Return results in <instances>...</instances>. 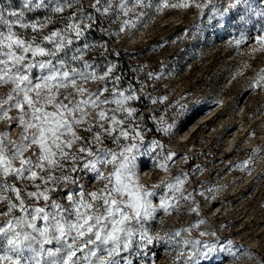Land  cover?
I'll return each mask as SVG.
<instances>
[{
  "label": "rangeland",
  "instance_id": "1",
  "mask_svg": "<svg viewBox=\"0 0 264 264\" xmlns=\"http://www.w3.org/2000/svg\"><path fill=\"white\" fill-rule=\"evenodd\" d=\"M0 2L7 6L8 0ZM117 2L74 0L62 13H53L50 6L27 15L52 17L41 36L64 27L62 17L75 15L82 17L77 22L91 25L74 45L82 52L71 66L81 68L87 61L92 68L83 70L97 75L115 67L106 80H78L86 89L84 98L113 88L118 63L110 62L108 52H117L127 66L133 83L120 80L116 87L123 91L131 85L139 97L127 106L137 109L135 123L144 136L141 152L153 139L163 146L137 156L136 177L144 189L155 193L150 199L157 209L143 224L153 237L152 244L142 249L148 254L144 264H191L204 244L217 248L212 264H264V80H259L260 87H252L264 76V45L256 40L264 34V17L253 13L247 24L221 20L216 12L232 0H195L203 9L193 0H188L189 7L176 8L171 5L182 0H125L127 14L115 8ZM251 2L256 11L264 9V0ZM12 3L19 6V0ZM108 3L113 8L104 12ZM71 55L70 51L69 59ZM7 91L0 86V96ZM109 96L104 92L99 99ZM114 107L101 104L90 111L95 116ZM8 115L0 119V133L18 140L21 127L10 119L18 116V110ZM169 125L168 132L160 130ZM169 154L174 155L165 160ZM244 161L249 163L242 169ZM109 169H103L105 175ZM72 175L88 191L103 186L88 170ZM177 177L185 183L180 191L171 192L167 184H175ZM162 197L169 202L167 211L160 207ZM193 241L200 244L194 247Z\"/></svg>",
  "mask_w": 264,
  "mask_h": 264
},
{
  "label": "snow or ice",
  "instance_id": "2",
  "mask_svg": "<svg viewBox=\"0 0 264 264\" xmlns=\"http://www.w3.org/2000/svg\"><path fill=\"white\" fill-rule=\"evenodd\" d=\"M73 2L55 0L52 6L53 0H19L18 7L12 0L7 6L0 2V86L8 89L0 96V119L9 118V112L16 109L18 116L10 119L21 127L18 140L11 139L7 132L0 133V262L144 264L148 254L142 249L152 244L153 237L143 224L157 209L150 199L155 193L144 189L136 177L137 156L163 146L153 139L141 152L144 136L135 123L137 109L127 106L139 97L131 85L123 91L116 87L120 76L114 77L111 90L104 87L84 98L86 89L78 80H106L115 67L109 66L97 75L83 70L92 68L87 61L81 68L71 66L70 61L80 60L77 53L82 52L74 45L91 25L77 22L82 17L75 15L62 17L64 27L41 36L40 32L53 23L52 17L41 20L27 15L50 6L53 13H62ZM193 3L197 8L204 7L195 0ZM189 6L188 0L171 5ZM110 8L113 5L108 3L104 12ZM115 8L127 14L125 0H118ZM253 13L264 17V9L256 11L251 0H232L216 15L221 20L227 17L247 24ZM256 40L264 45V34H258ZM259 80L264 76L253 83V88L260 87ZM104 92H110V96L100 100ZM101 104L115 107L92 116L90 109ZM170 127L160 130L168 132ZM81 131L87 135H81ZM248 163L244 161L239 167L243 169ZM106 166H110L107 175L103 171ZM159 167L166 168V164ZM84 170L95 173L94 178L103 186L95 191L80 186L72 173ZM184 183L177 177L175 184L167 187L178 192ZM160 207L165 211L170 207L166 197L161 198ZM192 244L195 247L200 242ZM202 247L203 251L197 249L193 254L191 264H212L216 246Z\"/></svg>",
  "mask_w": 264,
  "mask_h": 264
},
{
  "label": "trees",
  "instance_id": "3",
  "mask_svg": "<svg viewBox=\"0 0 264 264\" xmlns=\"http://www.w3.org/2000/svg\"><path fill=\"white\" fill-rule=\"evenodd\" d=\"M117 55H118L117 52H116V54L115 53H110V52L107 53V57L111 60L110 62L118 63L117 70H118V76L121 77L120 80L124 81L125 83H133L132 78H129L130 76L128 74L129 72L127 70L126 64L123 61L118 60ZM98 59L99 58H96V61ZM150 129L152 131V128H150Z\"/></svg>",
  "mask_w": 264,
  "mask_h": 264
},
{
  "label": "bare ground",
  "instance_id": "4",
  "mask_svg": "<svg viewBox=\"0 0 264 264\" xmlns=\"http://www.w3.org/2000/svg\"><path fill=\"white\" fill-rule=\"evenodd\" d=\"M2 264H6V262H1Z\"/></svg>",
  "mask_w": 264,
  "mask_h": 264
}]
</instances>
